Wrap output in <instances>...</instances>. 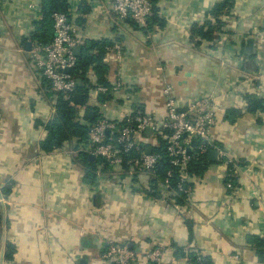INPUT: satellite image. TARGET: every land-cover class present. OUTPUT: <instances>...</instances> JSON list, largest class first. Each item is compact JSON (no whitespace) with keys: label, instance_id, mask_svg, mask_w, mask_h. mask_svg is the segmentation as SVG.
<instances>
[{"label":"crops","instance_id":"crops-1","mask_svg":"<svg viewBox=\"0 0 264 264\" xmlns=\"http://www.w3.org/2000/svg\"><path fill=\"white\" fill-rule=\"evenodd\" d=\"M220 1L156 0L163 27L143 32L114 20L112 0H65L84 33L79 53L90 42L121 47L102 59L108 87L125 88L107 109L112 120L133 108L162 120L165 86L181 107L210 95L222 106L209 146L225 158L211 160L209 151L205 169L190 175V208L143 174L110 175L96 164L87 181L79 155L86 152L74 139L40 151L55 116V95L29 55L43 0H0V190L10 186L0 192V264H113L100 257L108 242L126 243L139 256L133 264H149L145 256L158 246L165 264L184 262L173 246L196 250L210 264H262L254 240L264 241V110L249 111L245 98L264 106V0H233L217 39L195 45L191 27ZM88 78L97 81L92 71ZM94 90L85 105L97 120L102 97ZM228 159L234 200L225 188ZM6 243L14 247L11 261L4 259Z\"/></svg>","mask_w":264,"mask_h":264},{"label":"built area","instance_id":"built-area-1","mask_svg":"<svg viewBox=\"0 0 264 264\" xmlns=\"http://www.w3.org/2000/svg\"><path fill=\"white\" fill-rule=\"evenodd\" d=\"M110 12L118 23L130 19L137 27L145 28L152 16L150 0H112ZM109 14V11H106ZM53 36L48 42H34L29 55L41 77L48 83L54 93H62L67 99L75 91V80L65 70L72 71L76 66L75 48L83 45L84 33L71 20L68 13L56 12L52 15ZM117 44L106 46L105 51L120 53ZM123 84L116 82L110 87L98 86L94 92L101 95H111L110 101L98 102L102 110L97 120L90 124L87 144L83 145L84 152L100 158L110 169V175L143 174L154 178V172L160 160L157 154H147V149L158 147V139L165 141V156L170 169L163 180L157 183L168 196L184 195V205L190 207L187 198L191 196L189 185L190 176L187 173L191 161V144L202 142L198 147L200 154L213 151L209 142L213 135L214 125L222 113V106L216 102L213 95L191 101L186 106H179L170 86H165L161 95L164 102V118L155 120L138 108L125 113L121 120H112L107 109L114 105L116 97L124 91ZM128 103L130 99L125 98ZM55 107V102H54ZM149 130L150 134H147ZM208 147H206V145ZM218 158H225V153L217 149ZM134 154L133 156H129ZM127 156V157H126ZM233 164L231 159L225 160ZM177 174L176 190H173L170 180ZM225 183L227 197L237 198L233 170L227 171ZM1 198V194H0ZM191 208V207H190ZM165 248L158 246L146 254L148 263L165 264ZM101 259L113 264H133L139 258L126 243L108 242L101 254ZM198 254V260H202ZM182 264H188L185 261ZM264 264V256L262 260Z\"/></svg>","mask_w":264,"mask_h":264},{"label":"trees","instance_id":"trees-1","mask_svg":"<svg viewBox=\"0 0 264 264\" xmlns=\"http://www.w3.org/2000/svg\"><path fill=\"white\" fill-rule=\"evenodd\" d=\"M152 4V16L148 19L145 28L137 27L130 19L126 20V23L131 24L135 29L147 32L150 30L154 23H157L159 27H163V21L158 18V10L156 8V0L151 1ZM233 7V0H222L205 14V20L202 24H194L191 27V37L196 41L195 45L201 42H214L217 39V35L221 33V29L224 25L222 17L230 13ZM56 12H67V5L65 0H43L42 2V17L35 24L36 34L33 36L35 42H48L52 39V15ZM198 42V43H197ZM109 42H90L86 46L81 47V52L76 56L77 62L75 68L70 71V75L75 80V91L67 99L62 93H54L55 95V116L52 120L46 123V137L39 142V149L43 153H52L57 149H60L65 143L71 140H76L80 145H86L88 141V132L90 124L95 120L91 119L89 115L92 107L85 105L87 101L88 91L95 89L98 86L108 87L107 81L103 80L102 74L105 73V65L102 63V59L105 53V47L109 46ZM92 71L97 77V81L92 83L88 78V72ZM78 82V83H77ZM49 86V85H48ZM75 94L83 95V102L78 104L75 102ZM109 95H101V101H107ZM246 101L248 103L249 111H255L257 109L264 110V106L260 100L253 99L251 96H247ZM84 108V114L80 118L78 112ZM139 109V108H138ZM158 147L150 148L152 154L160 156L158 165L154 172V178L150 181V184H156L158 181L163 180L166 176V172L170 169L168 160L165 156V141L158 139ZM203 145L201 142H195L191 144L190 157L191 161L187 168L188 175L200 174L209 161L206 159V154H200L198 147ZM206 145V144H205ZM206 147H208L206 145ZM210 151V148H209ZM81 160L89 171L87 172V181L93 179V172L96 164H102L103 170L107 169V165L100 159L95 158L91 160L89 154H79ZM130 154L129 156H133ZM127 157V156H126ZM232 164L228 165V170H232ZM178 176L174 173V176L170 180V184L173 190H176V183ZM10 191V186L6 184L1 190V194L7 195ZM177 203L184 204V195L178 194L174 196ZM2 222V216L0 212V224ZM255 243L260 248L259 259L263 260L264 254V241L255 239ZM173 256L177 260L185 261L188 264H210L208 258L202 257V260H198L199 252L196 250L185 249L182 247L173 246ZM14 252V247L6 243L5 244V261H11ZM155 264V263H150Z\"/></svg>","mask_w":264,"mask_h":264},{"label":"water","instance_id":"water-1","mask_svg":"<svg viewBox=\"0 0 264 264\" xmlns=\"http://www.w3.org/2000/svg\"><path fill=\"white\" fill-rule=\"evenodd\" d=\"M150 1H152V0H150ZM262 23H263V28H264V20H263ZM248 41H252V40L249 39ZM79 51H80V49H79L78 47L75 48V55H76V56L79 55ZM65 72H66V73H69L70 71H69V70H65ZM77 83H78V82H77ZM74 99H75V102H77L78 104H81V103L83 102V95H81V94H75ZM93 113H94V112H90L89 115L91 116ZM147 134H150L149 130L147 131ZM146 152H147V154H150V153H151V150H150V149H147ZM216 155H217V152H215V151H211V152H210V159H211V160H214L215 157H216ZM90 157H92V156H90Z\"/></svg>","mask_w":264,"mask_h":264}]
</instances>
